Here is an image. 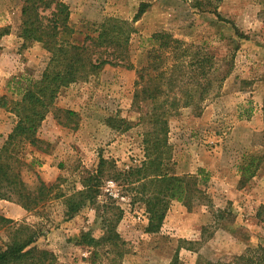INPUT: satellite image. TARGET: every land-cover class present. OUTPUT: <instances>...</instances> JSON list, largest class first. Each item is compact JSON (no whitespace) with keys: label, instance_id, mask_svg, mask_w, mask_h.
<instances>
[{"label":"rangeland","instance_id":"obj_1","mask_svg":"<svg viewBox=\"0 0 264 264\" xmlns=\"http://www.w3.org/2000/svg\"><path fill=\"white\" fill-rule=\"evenodd\" d=\"M60 1L69 6L71 23L78 27L108 17L132 22L145 10L134 23L131 40L135 69L106 66L60 92L56 107L74 115L54 112L42 123L38 136L48 144L47 151L26 148L27 160L35 156L40 161L32 171L25 170L26 182L37 183L36 173L48 185L60 179L61 188L71 193L82 189V178L96 168L100 156L124 171L144 160V128L134 106L136 71L145 64L149 38L166 31L202 46L216 60L202 114L198 116L193 107L182 108L169 121V171L181 176L205 170L210 202L191 211L172 202L161 231L147 234L144 205L133 204V193L105 179L99 202L111 198L124 210L117 231L130 251L123 264H170L177 251L180 264H204L264 247V161L244 186L239 171L246 158L264 156V0H223L221 19L183 0ZM23 2L0 0V29L9 30L0 38V98L10 100H20L28 80L41 78L50 57L41 44L23 45L18 37ZM222 77L226 78L218 82ZM15 123V115L0 108V150ZM0 214L40 230L36 245L53 252L55 264H92L94 252L101 256L97 264H108L105 248L80 245L83 234L102 236L95 207L67 220L59 202L29 213L0 200ZM179 240L198 243L194 249Z\"/></svg>","mask_w":264,"mask_h":264},{"label":"trees","instance_id":"obj_2","mask_svg":"<svg viewBox=\"0 0 264 264\" xmlns=\"http://www.w3.org/2000/svg\"><path fill=\"white\" fill-rule=\"evenodd\" d=\"M183 1L199 12H211L221 19L219 5L223 0ZM144 13L145 10H140L132 22L108 17L101 22L87 21L78 27L71 23L70 8L62 1L24 0L18 37L23 45L41 44L50 56L49 62L40 79L26 82L20 100L0 98V108L10 110L16 117L0 150V200L16 203L29 213L59 202L67 220L86 208L95 207L102 223V236L96 239L89 233L83 234L80 245L105 248L108 264H123L130 250L117 231L124 210L111 198L99 202L105 179H112L133 193V204L144 205L147 234L161 231L172 202L181 203L189 211L195 205L210 202L206 189L209 175L205 170L181 176L169 171L172 159L169 121L182 108L193 107L198 116L202 114L201 104L214 83L211 78L216 71L214 55L166 31L156 32L149 38L145 64L136 71L134 94V106L144 128V160L128 170H119L113 160L100 156L96 168L82 178L81 190L65 192L60 179L48 185L36 173L33 174L37 183L30 186L25 180V170L32 171L40 161L35 156L27 160L25 150L29 147L47 151L48 144L39 138L38 132L49 114L74 115L56 107L63 89L87 81L106 66L135 69L131 62V40L136 33L134 23ZM8 34L9 30L0 29V38ZM225 78L218 82L222 83ZM263 161L264 156L245 159L239 167L241 186L256 176ZM41 234L32 226L0 214V264H55L56 255L36 245ZM179 243L194 248L198 242L179 240ZM100 259V253L94 252L92 264ZM170 264H180L179 251ZM204 264H264V247L248 248L240 255L208 260Z\"/></svg>","mask_w":264,"mask_h":264}]
</instances>
